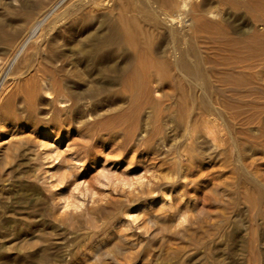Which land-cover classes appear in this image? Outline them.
<instances>
[{
    "label": "rangeland",
    "instance_id": "rangeland-1",
    "mask_svg": "<svg viewBox=\"0 0 264 264\" xmlns=\"http://www.w3.org/2000/svg\"><path fill=\"white\" fill-rule=\"evenodd\" d=\"M57 1L0 0V264H264V0L172 22L170 59L210 86L164 65L138 95L80 49L126 0ZM50 53L64 102L42 84Z\"/></svg>",
    "mask_w": 264,
    "mask_h": 264
},
{
    "label": "bare ground",
    "instance_id": "bare-ground-1",
    "mask_svg": "<svg viewBox=\"0 0 264 264\" xmlns=\"http://www.w3.org/2000/svg\"><path fill=\"white\" fill-rule=\"evenodd\" d=\"M61 1L62 0H58L53 4L54 7L58 6ZM209 1L210 0H126L118 5L120 8H118L119 10L114 18H110V20L107 19V21L106 19L100 21L99 26L106 25L105 31L88 36L91 42L84 46L81 45L80 49L83 54V60L86 61V70H103L107 73L125 75L126 85L131 92L137 91L136 94L138 95L141 91L148 93L152 90H156L163 80L161 71L164 65L168 70L182 66L186 69L187 78L190 77L193 80L195 79V81L196 79L200 80L201 89L205 90V87L210 85L209 81H206V75L199 71L201 70L198 69L199 63H189V61H187L188 59L185 60L184 58L178 60L170 58L172 53H175L177 50L174 45L175 27L172 22L176 21L179 24L183 22L181 16H187L195 12L200 13L206 9ZM40 2L43 3L42 1H38L37 3L40 5ZM85 2H87V0ZM90 2H92L94 6H90L89 10L93 11H98L99 8L110 11L115 8L114 0H91ZM185 4L187 5L186 7ZM48 10L50 11V9ZM43 18L44 16L35 21L33 27L31 26L32 28L29 30V36L36 32ZM203 19V15H199L196 19H192L189 26H194L195 21L200 22ZM164 33L173 37L171 41L173 43V48H171L170 51H167L166 47L164 49L160 44L161 37ZM151 37L154 38L153 43L149 40ZM26 42L21 45L19 44L22 49ZM56 46V43L53 42L46 43V50L52 52ZM124 48L128 51L124 50ZM29 49L34 50L32 55H36V42L31 43ZM26 57L27 56L24 58L26 59ZM45 57L48 59V64H50L51 69L45 71L44 76H42L44 90L46 93H53L52 100L64 102L71 99L63 93L61 84L56 82L54 84L53 82L50 83V81L53 80L52 75L54 71H60L62 69V65H57V61L61 59L53 53ZM48 68L49 67H47V69ZM213 70L212 68L211 74H214ZM214 81L216 84L215 86L220 87L223 85V81L217 76ZM205 91H203L204 95L200 98L201 102H203L204 105H211V98L207 96ZM142 103L143 100L139 98L136 100V104L140 105Z\"/></svg>",
    "mask_w": 264,
    "mask_h": 264
},
{
    "label": "clouds",
    "instance_id": "clouds-1",
    "mask_svg": "<svg viewBox=\"0 0 264 264\" xmlns=\"http://www.w3.org/2000/svg\"><path fill=\"white\" fill-rule=\"evenodd\" d=\"M187 5L185 4V7H186Z\"/></svg>",
    "mask_w": 264,
    "mask_h": 264
}]
</instances>
